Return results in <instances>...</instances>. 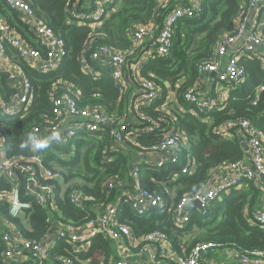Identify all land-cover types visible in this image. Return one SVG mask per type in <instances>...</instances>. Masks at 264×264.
I'll use <instances>...</instances> for the list:
<instances>
[{
  "label": "trees",
  "instance_id": "16d2710c",
  "mask_svg": "<svg viewBox=\"0 0 264 264\" xmlns=\"http://www.w3.org/2000/svg\"><path fill=\"white\" fill-rule=\"evenodd\" d=\"M26 1L43 23L63 38L65 56L56 69L40 72L11 48H6V56L20 66L32 90L24 116L9 117L0 109V134L4 137L7 157L27 158L35 153L51 169L53 177L39 178V181L52 186L53 198L44 206L36 204L26 194L25 182L19 176V197L29 201L30 206L12 217L8 213L9 202L4 200L0 204V219L8 220L22 238L39 241L52 226L66 223L83 226L99 215L103 207L117 202L119 213L115 223L128 226L132 240L159 231L166 235L177 257H187L191 248L201 241L217 243V251H257L264 257V231L247 223L260 203V191L250 183L244 191L233 190L221 201L209 202L204 206L205 215L189 206L190 220L184 226L178 227L172 222V212L180 199L191 198L199 192L212 170L222 164L244 160V148L237 133L234 130L227 136L217 133L224 123L247 119L264 137V71L256 59H238L237 63L245 70V79L227 94L221 110L202 112L196 104L185 100V91L197 85V65L211 60L219 39L230 34L236 20L246 12L243 0H203L199 14L182 18L172 27V47L168 55L151 54L139 67L140 78L153 82L159 91L150 104L138 109L132 105L131 88L121 93L107 68L95 67L98 74H88L83 69L81 57L92 65L88 53L104 44L124 51L129 65L135 63L138 54L146 50L135 49L126 30L129 26L150 23L160 27L164 11L157 9L156 0H120L99 26L79 25L82 20L72 15L91 11L94 0ZM0 15L29 46L42 50L30 28L8 7L7 0H0ZM156 33L157 30L151 40ZM260 34L264 40V24ZM90 38L94 39L91 47L83 53ZM7 77L8 72L0 71V97L5 102L15 93ZM64 83L70 85L79 107H99L123 122L125 129L121 135L126 139L118 151L112 149L109 128L95 132L74 128L73 134L62 129L60 136L65 139L64 145L45 139L48 146L36 150L24 139L25 133L35 126L44 132L58 123L59 119L52 113L51 93H63ZM151 122L156 124L152 132H137ZM165 131L180 137L178 160L173 164L152 166L147 163L151 148L163 140ZM25 143L29 147L22 148L21 144ZM135 166L139 168V185L160 195L165 203L141 215L133 211L128 196L123 194L133 193L131 171ZM108 179L116 181L117 188H104L103 183ZM128 187L130 190L126 189ZM11 189L10 181L0 176V191ZM74 191L85 198L82 207L70 202ZM2 229L4 226L0 222V238ZM186 235L189 240H184ZM191 235L195 236L191 238ZM113 241L99 233L86 248L76 251L65 240L57 239L44 259L26 254V259L17 264H60L59 257H69L75 264H109L113 260ZM119 241L127 242L138 252L145 244L142 241L133 245L126 236H121ZM3 246L0 240V252ZM155 261L176 264L162 257ZM0 264H3L1 258Z\"/></svg>",
  "mask_w": 264,
  "mask_h": 264
},
{
  "label": "built area",
  "instance_id": "2783aa9c",
  "mask_svg": "<svg viewBox=\"0 0 264 264\" xmlns=\"http://www.w3.org/2000/svg\"><path fill=\"white\" fill-rule=\"evenodd\" d=\"M119 1L94 0L91 11L77 12L72 15L74 18L82 20L79 25L99 26L102 20L110 14L112 6ZM202 1L156 0L157 9L164 11L161 26L158 27L153 23L141 24L129 26L126 30L134 48L146 50L138 54L135 63L129 65L127 54L124 51L103 44L96 46L94 50L88 53L92 65H89L84 56L81 57L83 69L88 74L96 76L98 73L95 67L107 68L121 93H125L131 88L134 109L150 104L158 96L159 90L153 82L140 78L138 75L139 67L151 54L155 56L168 55L172 47V27L182 18L199 14L202 11ZM7 3L8 7L13 9L20 20L30 28L42 50L29 46L24 39L16 35L15 31L0 15V56H6V48L9 47L37 71L48 72L56 69L65 56L63 38L37 17L26 0H7ZM243 3L247 5V9L236 20L235 29L219 39L210 61H202L197 65L199 76L215 73L216 83L226 85V88H220L216 90L217 92L212 93V89H201L197 82V85L185 91V100L196 104L202 112L221 110L231 89L243 83L245 70L237 63L239 58L246 57L258 60L261 69L264 71L263 37L256 27L246 32L248 13L255 10L259 14H264V0H243ZM72 12H75L74 9ZM155 30H157L156 36L151 40ZM93 40L90 38L83 53L90 49ZM222 58H226V61L221 66ZM7 82L14 88L15 93L7 102L0 97L1 112L9 117L24 116L30 103L32 89L20 66L15 64L13 71L8 72ZM64 85L65 91L63 93L59 95L51 93L52 113L59 119L58 123L50 125L44 132L35 126L25 133L24 139L32 145V141L28 140L31 135L41 140L49 139L54 144L64 145L65 139L60 136L63 133L62 129L73 134L74 128H85L89 132L109 128L113 140L112 149L118 151L126 139L121 135V131L125 129L123 122L107 115L99 107L91 105L79 107L71 94L70 85L68 83H64ZM262 88L259 87V89ZM142 119L148 120L144 117ZM153 125L156 124L151 122L145 127L139 128L137 132L148 134L153 131ZM231 130L237 133L244 148V160L219 165L211 171L209 180L199 192L191 198H181L172 212V222L176 226L182 227L190 220L189 202L198 200L202 207L200 209L195 208L202 215H205L204 206L209 202L221 201L232 190L250 183L260 191V203L247 223L251 227L264 231V137L249 120L244 118L224 123L217 130V133L221 136H227ZM170 133V131H165L163 140L151 148L148 164L160 166L165 163L173 164L178 160V138L180 137L179 135H169ZM0 176L10 181L12 185L9 192L0 191V204L4 200L9 202L8 213L10 216L15 217L30 206L29 201L21 200L19 197V176L25 182L26 194L31 196L36 204L44 206L47 202H52V186L39 181V178H52L51 169L46 167L35 153L27 158L7 157L4 149V137L1 134ZM131 177L134 182L133 193L123 192V194L128 196L131 208L136 214H144L149 209L160 208L165 204L160 195L147 191L139 185L138 166L132 169ZM103 186L109 190L110 188H117V183L108 179L104 181ZM84 201L85 198L79 191H74L70 196V202L75 206L82 207ZM116 203L103 207L99 215L83 226H74L70 223L52 226L39 241L22 238L19 231L12 227L8 220L1 218L0 222L4 226L0 238L4 245L0 252L1 262L3 264H17L26 259V254L44 259L57 239L65 240L74 250L79 251L86 248L90 240L100 233L116 241L121 236H126L133 245L142 241L145 242L140 253L149 252L151 261H155L157 257H162L172 259L176 264H218L214 258L218 245L213 241L197 242L187 257L183 258L175 255L168 238L159 231H153L138 240H132L129 227L115 223L119 213ZM225 254L239 264H264V257L257 251L240 253L225 250ZM59 261L60 264H75L69 257H59ZM116 264L142 263L134 262L131 257L125 255L117 260Z\"/></svg>",
  "mask_w": 264,
  "mask_h": 264
},
{
  "label": "crops",
  "instance_id": "0c3cea01",
  "mask_svg": "<svg viewBox=\"0 0 264 264\" xmlns=\"http://www.w3.org/2000/svg\"><path fill=\"white\" fill-rule=\"evenodd\" d=\"M264 24V14H259L258 12L250 11L248 13V18L246 22V32L251 30L252 28H257V31H260L263 27ZM240 42V40H239ZM262 50L264 51V46L262 47ZM226 61V58L221 59V66L222 64ZM15 66L14 61L9 59L7 56H0V71L3 72H10L13 71ZM18 80V79H15ZM216 79L215 75L207 74V75H202L198 77L197 82L200 84L201 89H215V88H221V87H216L217 84L214 85ZM10 84V83H9ZM11 85V84H10ZM12 87V86H11ZM225 86L222 85L221 89H224ZM216 90L212 91L214 93ZM217 92V91H216ZM247 184H243L240 188L236 190H241L244 191L247 188ZM127 190H130V188H126ZM132 191V189H131ZM112 247H113V260L109 264H114L117 260H119L122 256L128 255L131 257V259L134 262L137 263H142V264H166L162 262H157V261H151L149 257V252H138V249H134L133 246H130L127 242L125 241H113L112 242ZM214 258L218 264H239L238 262L234 261L231 259L230 256L225 254V251L220 250L216 251L214 254ZM85 264V263H83Z\"/></svg>",
  "mask_w": 264,
  "mask_h": 264
},
{
  "label": "clouds",
  "instance_id": "9594fccd",
  "mask_svg": "<svg viewBox=\"0 0 264 264\" xmlns=\"http://www.w3.org/2000/svg\"><path fill=\"white\" fill-rule=\"evenodd\" d=\"M28 140L29 141H32V149L33 150H36V149H43V148H46L48 145H47V141L46 140H41L35 136H29L28 137ZM21 147L24 148V147H29V144L28 143H25V144H21Z\"/></svg>",
  "mask_w": 264,
  "mask_h": 264
},
{
  "label": "rangeland",
  "instance_id": "374dc122",
  "mask_svg": "<svg viewBox=\"0 0 264 264\" xmlns=\"http://www.w3.org/2000/svg\"><path fill=\"white\" fill-rule=\"evenodd\" d=\"M215 84H217V86L215 85ZM214 85L216 86V87H221L222 88V85L223 84H219V83H216V81H215V83H214ZM225 86V88H226V85H224ZM219 88H215L214 90H218ZM213 89H212V91H214ZM55 168H60V167H58V166H55ZM62 178V177H61ZM174 189H173V194H175L176 193V189H175V187H173ZM233 191V190H232ZM249 224V223H248ZM193 236H195V235H191V238L193 237ZM190 238H189V236L188 235H186L185 237H184V240H189Z\"/></svg>",
  "mask_w": 264,
  "mask_h": 264
},
{
  "label": "water",
  "instance_id": "95a60500",
  "mask_svg": "<svg viewBox=\"0 0 264 264\" xmlns=\"http://www.w3.org/2000/svg\"><path fill=\"white\" fill-rule=\"evenodd\" d=\"M211 75H215V73H211ZM189 205L197 207L199 209L202 207V205L200 204V202L198 200H193V201L189 202Z\"/></svg>",
  "mask_w": 264,
  "mask_h": 264
}]
</instances>
